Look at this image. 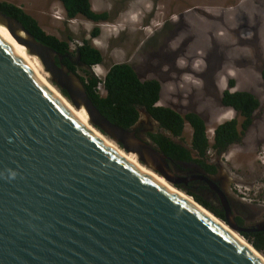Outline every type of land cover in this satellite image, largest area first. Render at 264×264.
I'll list each match as a JSON object with an SVG mask.
<instances>
[{"label":"water","instance_id":"water-1","mask_svg":"<svg viewBox=\"0 0 264 264\" xmlns=\"http://www.w3.org/2000/svg\"><path fill=\"white\" fill-rule=\"evenodd\" d=\"M0 23L39 57L75 107L86 108L91 125L179 187L184 180L171 172L169 156L136 124L109 120L62 54L16 17L0 11ZM226 217L245 231L230 212ZM0 264L264 262L197 205L107 146L0 34Z\"/></svg>","mask_w":264,"mask_h":264},{"label":"rangeland","instance_id":"rangeland-1","mask_svg":"<svg viewBox=\"0 0 264 264\" xmlns=\"http://www.w3.org/2000/svg\"><path fill=\"white\" fill-rule=\"evenodd\" d=\"M0 1L22 7L47 33L69 40L72 49L82 38L89 39L105 56L103 64L91 68L100 78L112 64L126 62L143 78L160 80V104L182 113L198 112L208 123L211 140L216 125L235 117L221 103L223 91L253 92L262 105L252 127L241 142L230 147L228 157H220L229 180L264 177V0H90L95 11L109 12L110 19L101 22L83 16L68 19L59 0ZM95 27L100 29L97 36H93ZM48 81L55 86L50 73ZM100 89L105 94L102 85ZM191 136L192 128L186 124L183 135L176 138L190 147ZM227 163L238 175L225 171ZM255 186L238 188L262 199L258 191L264 186L259 182ZM229 187L234 188L232 183Z\"/></svg>","mask_w":264,"mask_h":264},{"label":"trees","instance_id":"trees-1","mask_svg":"<svg viewBox=\"0 0 264 264\" xmlns=\"http://www.w3.org/2000/svg\"><path fill=\"white\" fill-rule=\"evenodd\" d=\"M65 9L68 19L83 16L94 22L107 21L110 14L107 11L97 12L93 9L90 0H59ZM0 11L19 19L25 27L43 43L54 48L63 55V62L77 72H83L81 76L89 96L93 99L99 110L113 123L131 128L141 117L144 109L158 123V132L150 131L148 136L157 147L173 160L195 161L202 164L209 171H216L213 164L205 163L209 150L212 148L218 152H224L232 145L242 141L244 135L252 127L256 113L262 103L259 98L249 90H235L227 88L221 96V103L226 109L235 112V117L222 122L214 127L212 140L208 135L207 121L196 111L186 113L179 112L172 107L161 105L162 84L156 78H143L140 73L129 63H114L102 78L95 75L91 68L103 64L105 56L99 48L95 47L89 39L82 38V43L71 48L69 40L61 39L56 35L47 33L38 20L27 13L22 7L7 1H0ZM100 32L95 27L93 36ZM70 38H72L70 36ZM212 44L215 46V36L211 35ZM264 56V53H262ZM262 80L264 84V63L262 66ZM101 85L105 94L101 92ZM231 87L234 80L229 81ZM63 95L67 92L61 89ZM186 124L192 128L190 147L175 142L172 136L181 137ZM188 185L180 187L193 195L195 201L202 204L214 213L217 218L224 219V210L211 205L200 194L194 192ZM182 190V191H183ZM221 219V220H222ZM247 240L264 255V230L242 232ZM248 242V243H249Z\"/></svg>","mask_w":264,"mask_h":264},{"label":"flooded vegetation","instance_id":"flooded-vegetation-1","mask_svg":"<svg viewBox=\"0 0 264 264\" xmlns=\"http://www.w3.org/2000/svg\"><path fill=\"white\" fill-rule=\"evenodd\" d=\"M148 111L142 109L141 117L136 123L135 127L139 135L144 136L141 133L148 135L150 131L158 132V123L154 120L155 125L152 121L146 122V113ZM147 118V117H146ZM148 124V125H146ZM175 142L181 143L183 146L187 147L182 141H178L175 136H171ZM153 141V140H152ZM191 146V145H190ZM232 147V146H231ZM189 148V147H187ZM230 147L224 152H218L217 150L210 149L208 156L204 159L205 163L213 164L216 167V171L212 172L207 170L202 164L195 161L186 160H173L170 159L169 166L171 172L176 176L180 177L184 181L181 183L182 187H189L196 193L200 194L204 199L209 201L211 205L217 206L224 210V221H228L226 217L227 213L230 212L231 221L240 227H243L245 231L242 232H252L257 230H264V187L259 190L262 199L259 197L252 198V191L240 190L239 185L243 188L251 187L254 189L256 184L264 186V177L256 178L258 181H252L249 179H243V177H237V179H228L226 174L222 170V159L223 157H228L226 154ZM213 152L214 155L210 156L209 153ZM225 171L234 172L236 175L237 171L234 169L232 164L227 163ZM233 184V187H229ZM241 234V233H239ZM243 235V234H241ZM244 236V235H243Z\"/></svg>","mask_w":264,"mask_h":264},{"label":"bare ground","instance_id":"bare-ground-1","mask_svg":"<svg viewBox=\"0 0 264 264\" xmlns=\"http://www.w3.org/2000/svg\"><path fill=\"white\" fill-rule=\"evenodd\" d=\"M0 34L5 38V40L11 45V47L30 65V67L36 72V74L54 91L56 92L69 106L70 108L79 116V118L89 127L95 134L99 136V138L110 148L121 154L125 159H127L130 163L140 168L143 172H146L159 181L167 185L172 191L178 193L179 195L185 197L187 200L197 205L201 210L207 213L209 216L213 217L224 229H226L232 236L237 238L240 242H242L248 249H250L257 257H259L264 262V256L255 250V248L248 243L243 236L239 235L236 230L231 228L228 224L221 221L217 218L213 213L209 210L201 206L198 202H196L192 197L187 195L182 190L178 189L174 185H172L169 181H167L163 176L155 172L154 170L146 167L141 161L138 159V155L135 153L127 152L120 146L116 144L115 141L110 138L108 139L106 135H104L101 131L91 125L89 120V114L84 106L81 108L75 107L54 85H52L48 81L49 73L44 68L43 63L39 59L37 55L31 54L28 48L25 45L20 44L11 34L10 30L6 25L0 23Z\"/></svg>","mask_w":264,"mask_h":264},{"label":"clouds","instance_id":"clouds-1","mask_svg":"<svg viewBox=\"0 0 264 264\" xmlns=\"http://www.w3.org/2000/svg\"><path fill=\"white\" fill-rule=\"evenodd\" d=\"M210 140H211V139H210ZM180 187H182L181 184H179V188H180ZM181 189H182V188H181ZM187 194H189V193H187ZM189 195H190V196H193V195H191V194H189ZM194 199H195V198H194ZM201 205H202V204H201ZM208 210H209V209H208ZM218 218H219V217H218ZM220 219H222V218H220ZM222 220H223V219H222ZM244 237H245V236H244Z\"/></svg>","mask_w":264,"mask_h":264}]
</instances>
